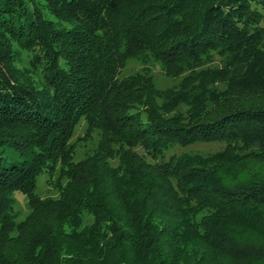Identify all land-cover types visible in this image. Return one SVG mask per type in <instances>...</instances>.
Masks as SVG:
<instances>
[{
    "label": "trees",
    "instance_id": "16d2710c",
    "mask_svg": "<svg viewBox=\"0 0 264 264\" xmlns=\"http://www.w3.org/2000/svg\"><path fill=\"white\" fill-rule=\"evenodd\" d=\"M22 50L33 52L39 86L21 79L15 61ZM134 60L184 76L168 88L141 73L122 76ZM83 118L90 132L101 131L93 158H119L141 195L175 194L170 182L159 184L160 175L176 178L186 195L226 198L264 211V182L226 186L216 173L218 162L194 165L178 157L152 166L133 151L137 144L160 154L174 143L225 140L264 153V0H0V264H39L38 247H50L57 253L52 259L68 264L58 259L50 232L29 239L44 208L49 214L53 204H61L70 216L87 204L101 216L102 200L78 202L80 194L72 195L86 161L68 166L67 202L36 194L44 170L72 158L69 140ZM93 172L88 170L91 183L80 187L82 193L95 191ZM16 192L33 209L20 223ZM137 214L119 261L132 258L128 264H135L139 255L144 264H164L155 234ZM53 217L44 219L46 230L56 226ZM16 230L28 233L30 244L22 260L12 263L6 252L20 240L11 236ZM93 253L96 258L77 263H107L108 249Z\"/></svg>",
    "mask_w": 264,
    "mask_h": 264
},
{
    "label": "rangeland",
    "instance_id": "374dc122",
    "mask_svg": "<svg viewBox=\"0 0 264 264\" xmlns=\"http://www.w3.org/2000/svg\"><path fill=\"white\" fill-rule=\"evenodd\" d=\"M21 57L15 61L21 79L29 85L39 86L41 69L32 63L33 52L22 50ZM217 60L215 65L220 58L217 57ZM134 73L147 75L159 88L173 87L184 76L167 74L160 64L136 60L130 61L121 75ZM182 110L186 112V107ZM142 121L147 122L145 116ZM100 136V130L90 132L85 118L81 119L69 140L74 151L72 158L44 170L38 178L36 194L42 200L67 202V197L63 199L64 191L72 182L68 166L86 161L81 168L83 172L85 169L87 171L82 181L74 184L72 195L80 194L78 202L83 197L87 203H93L97 198L102 200L101 216L98 217L85 206L87 204L76 207L68 216L65 208L56 203L50 211L47 208L50 215L46 214L45 208L40 212L38 230L29 239H37L40 234L49 235L47 233L50 232L53 245L59 251L58 259L68 261V264L94 259V250L101 248L109 250L106 264H128L132 258L119 261L117 255L122 246L129 243L125 232L129 234L132 231V225L137 222L133 213L139 212L137 215L142 216L144 227L152 229L155 234L161 251L160 261L164 264H264L262 209L254 204L234 203L226 198L186 195L178 190L176 178L168 179L159 174L156 177L159 184L170 182L176 188L175 194L169 195L166 191L160 196H147V192L143 191L141 195L135 188L132 175L121 168L119 158H93ZM133 151L139 162L152 166L171 163L178 157L194 165L218 162L220 166L216 173L226 180V186L264 182V153L243 146H230L225 140H200L190 145L174 143L160 154H154L142 144H137ZM90 169L98 173V183L95 191L91 192V189L88 193H82L79 189L91 183L86 175ZM156 170L155 173H158ZM138 193L140 196H136ZM15 196L16 222L20 223L31 215L33 209L25 194L16 192ZM46 216H54L52 221L56 222V226L47 227L46 230L42 224ZM121 231L126 238L120 235ZM22 234L18 230L11 234L17 238L16 241L20 239L16 245L7 248L6 258L12 263L22 260L23 252L29 248L30 242L26 243L28 233ZM95 243L99 245L95 247ZM49 248L38 247L34 250L36 256L39 255V264H58L52 259L57 253H51ZM133 259L137 262L135 264H144L139 255L133 256Z\"/></svg>",
    "mask_w": 264,
    "mask_h": 264
}]
</instances>
